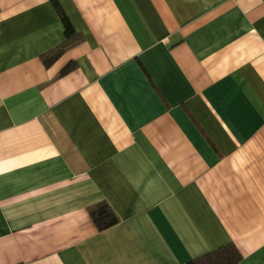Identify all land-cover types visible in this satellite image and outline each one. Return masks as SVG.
<instances>
[{
  "label": "crops",
  "instance_id": "0c3cea01",
  "mask_svg": "<svg viewBox=\"0 0 264 264\" xmlns=\"http://www.w3.org/2000/svg\"><path fill=\"white\" fill-rule=\"evenodd\" d=\"M227 246L264 264V0H0V264Z\"/></svg>",
  "mask_w": 264,
  "mask_h": 264
},
{
  "label": "trees",
  "instance_id": "16d2710c",
  "mask_svg": "<svg viewBox=\"0 0 264 264\" xmlns=\"http://www.w3.org/2000/svg\"><path fill=\"white\" fill-rule=\"evenodd\" d=\"M60 16L66 38L65 46L59 49V51H62L64 48L71 45L70 42L73 31L63 14L60 13ZM60 52L56 53V55H58ZM73 68L74 63H68L60 72V75L68 73ZM91 220L99 231H103L117 223L115 215L106 204H100L91 211ZM238 260L239 255L237 251L232 246H227L225 248L213 251L196 260H192L188 264H236Z\"/></svg>",
  "mask_w": 264,
  "mask_h": 264
}]
</instances>
